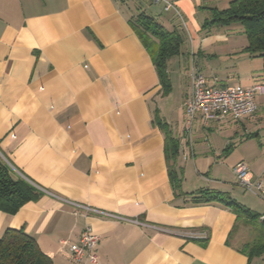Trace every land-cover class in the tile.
Segmentation results:
<instances>
[{
    "label": "crops",
    "instance_id": "obj_1",
    "mask_svg": "<svg viewBox=\"0 0 264 264\" xmlns=\"http://www.w3.org/2000/svg\"><path fill=\"white\" fill-rule=\"evenodd\" d=\"M167 1L170 11L148 0H0V155L44 191L15 215L0 211V238L23 229L53 264H76L62 242L78 245L90 225L100 264H264V251H245L252 226L222 202H193L208 189L264 214V195L234 173L244 163L264 184V93L254 116L206 125L197 115L191 133L184 108L194 66L218 87L249 89L264 86V58L242 26H206L233 0ZM140 13L181 32L167 90L132 24ZM168 135L178 141L170 163Z\"/></svg>",
    "mask_w": 264,
    "mask_h": 264
},
{
    "label": "trees",
    "instance_id": "obj_2",
    "mask_svg": "<svg viewBox=\"0 0 264 264\" xmlns=\"http://www.w3.org/2000/svg\"><path fill=\"white\" fill-rule=\"evenodd\" d=\"M135 31L150 51L154 65L167 90L169 87L168 61L182 52L183 38L179 30H166L154 17L140 13L131 18ZM240 25L248 38L247 50L264 58V0H233L226 10L214 11L206 26ZM178 141L166 137V155L169 163L174 159ZM176 181V182H175ZM175 185H179L175 179ZM44 191L25 176L14 173L12 167L0 155V211L17 214L29 203L37 202ZM219 201L234 212L238 221L252 226L257 234L256 242L245 251L260 254L264 251V223L259 215L234 200L228 193L204 189L197 193L196 204ZM0 264H53L34 238L23 229L7 230L0 238Z\"/></svg>",
    "mask_w": 264,
    "mask_h": 264
},
{
    "label": "built area",
    "instance_id": "obj_3",
    "mask_svg": "<svg viewBox=\"0 0 264 264\" xmlns=\"http://www.w3.org/2000/svg\"><path fill=\"white\" fill-rule=\"evenodd\" d=\"M148 1L155 5H164L165 11L173 9V5L167 0ZM191 84V97L184 104L186 113L185 128L188 133H191L197 115H201L206 125L211 121L225 119L228 116H231L235 121L254 116L258 110L256 95L264 93V86L258 84L249 89H244L241 86L218 87L214 83H209L207 78L195 66L191 72ZM234 173L243 188L264 195V184L252 181V173L246 164L239 163L236 165ZM95 212L112 217L107 213ZM259 221L264 223V214ZM99 242L100 237L94 233L90 225H86L78 245H70L66 241L62 244L68 246L76 264H100L97 253Z\"/></svg>",
    "mask_w": 264,
    "mask_h": 264
},
{
    "label": "rangeland",
    "instance_id": "obj_4",
    "mask_svg": "<svg viewBox=\"0 0 264 264\" xmlns=\"http://www.w3.org/2000/svg\"><path fill=\"white\" fill-rule=\"evenodd\" d=\"M143 2V1H142ZM248 195H251L250 193H247Z\"/></svg>",
    "mask_w": 264,
    "mask_h": 264
}]
</instances>
